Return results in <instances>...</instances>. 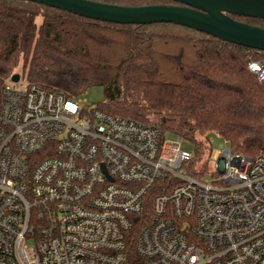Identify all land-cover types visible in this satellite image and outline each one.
<instances>
[{
	"label": "built area",
	"instance_id": "1",
	"mask_svg": "<svg viewBox=\"0 0 264 264\" xmlns=\"http://www.w3.org/2000/svg\"><path fill=\"white\" fill-rule=\"evenodd\" d=\"M181 140L10 77L0 264H127L132 241L139 264H264V154L223 147L192 175Z\"/></svg>",
	"mask_w": 264,
	"mask_h": 264
},
{
	"label": "trees",
	"instance_id": "2",
	"mask_svg": "<svg viewBox=\"0 0 264 264\" xmlns=\"http://www.w3.org/2000/svg\"><path fill=\"white\" fill-rule=\"evenodd\" d=\"M231 17L264 28V19ZM262 59L263 52L172 23L112 24L30 1L0 0V87L13 74L67 97L100 86L104 102L97 108L193 144L192 175L203 144L211 151L212 136L235 152L264 154V79L248 70ZM128 253L127 264H139L133 241Z\"/></svg>",
	"mask_w": 264,
	"mask_h": 264
},
{
	"label": "water",
	"instance_id": "3",
	"mask_svg": "<svg viewBox=\"0 0 264 264\" xmlns=\"http://www.w3.org/2000/svg\"><path fill=\"white\" fill-rule=\"evenodd\" d=\"M91 20L120 25L172 23L264 53V28L234 20L264 19V0H170L177 4L123 6L92 0H24ZM18 74L11 80L16 82Z\"/></svg>",
	"mask_w": 264,
	"mask_h": 264
},
{
	"label": "rangeland",
	"instance_id": "4",
	"mask_svg": "<svg viewBox=\"0 0 264 264\" xmlns=\"http://www.w3.org/2000/svg\"><path fill=\"white\" fill-rule=\"evenodd\" d=\"M76 100L82 102V104L84 105H94L97 103H103L104 102L103 88L100 86H93L88 90H86L84 93L80 94L78 97H76ZM167 125H172V123H167ZM163 135L165 140L170 142H177L179 140V136H177L176 134L170 131H165ZM210 140H211L210 142L211 151L208 153L206 151L207 144L206 143L203 144L204 149L201 151V155L199 156L200 161L198 164L197 163L194 164L193 167L199 168L202 159H204V157L207 154H210V156L208 157L207 169L209 171L213 170L214 163L217 159V151L222 149L223 147H227V143L222 138H219L217 136H212ZM180 147L184 151L194 153L193 144L186 142L185 140L180 141Z\"/></svg>",
	"mask_w": 264,
	"mask_h": 264
}]
</instances>
